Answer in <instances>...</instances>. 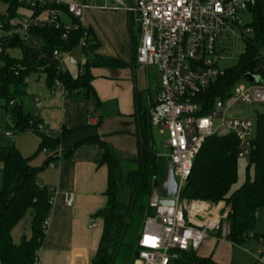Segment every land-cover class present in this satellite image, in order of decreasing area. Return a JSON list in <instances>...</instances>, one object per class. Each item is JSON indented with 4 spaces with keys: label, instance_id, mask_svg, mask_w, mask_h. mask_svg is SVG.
Returning <instances> with one entry per match:
<instances>
[{
    "label": "trees",
    "instance_id": "obj_1",
    "mask_svg": "<svg viewBox=\"0 0 264 264\" xmlns=\"http://www.w3.org/2000/svg\"><path fill=\"white\" fill-rule=\"evenodd\" d=\"M8 2V11L4 17H12L16 13L18 0H4ZM256 19L253 36L246 37L247 49L242 54L240 63L219 76L203 92L197 100L205 106L204 112L211 110L217 99H226L232 94L237 80L247 77L253 72L258 62L257 55L264 49V15L260 10L253 9ZM70 22L76 26L69 32L68 38H63L64 27L55 26L32 27L24 35L0 34V97L5 100V106L12 113L14 133L18 134L33 130L40 134L39 149L28 156L22 154L15 145L0 149L1 183H0V264H39V251L46 232L43 224L50 216L51 197L55 190L41 185L38 175L46 170L51 161L59 160L60 144L71 130L66 127L59 136L47 135L38 129L40 119L26 111L18 101L27 93V77L31 73L44 74L46 84L50 89L58 88L57 80L61 81L68 90L66 99L82 96L88 97L94 93L92 86L94 67H123L127 62L119 57L102 55L98 51L100 40L94 35L90 27L77 24L75 18ZM6 28H11L6 24ZM86 38L83 48L88 55V61L82 68L78 78L70 69L63 70L54 51L65 52L78 47L80 39ZM20 48L21 57L11 56L8 52L12 48ZM33 121V123H31ZM255 123L253 146L249 156L253 176L248 173L247 180L241 186L234 188L238 181V161L240 157L239 141L235 135H213L206 139L193 167L192 174L183 188L182 197L189 201H201L218 204L225 203L224 214L230 224L227 240L236 245H244L252 238L262 244L261 256H264V232H256L258 211L264 208V113H258ZM139 133L138 168L128 173L130 185V203L122 199V165L121 158L108 142L97 136H91L79 141L74 147L85 143H94L103 149L102 164H107L109 170L108 188L106 191L107 205L96 212V216L104 219V228L99 248L92 264H116L117 251L122 244V237L126 231L133 202L141 191L151 194L153 180L159 179L161 163L153 137V127L149 113L141 123ZM46 148V151H44ZM41 150L47 159L41 165L33 163L34 156ZM68 150L65 155H69ZM63 154V153H62ZM61 154V155H62ZM246 158V157H245ZM51 167V166H50ZM14 196L11 200L10 197ZM203 206V205H201ZM148 207L144 209L146 212ZM30 219L31 232L23 233L16 239L13 230L26 217ZM169 264H223L215 261L211 256H201L198 251L189 250L180 254Z\"/></svg>",
    "mask_w": 264,
    "mask_h": 264
},
{
    "label": "built area",
    "instance_id": "obj_2",
    "mask_svg": "<svg viewBox=\"0 0 264 264\" xmlns=\"http://www.w3.org/2000/svg\"><path fill=\"white\" fill-rule=\"evenodd\" d=\"M18 6L31 9V16L18 17L15 13L12 17H4L6 14L0 10V34L25 35L32 27L55 26L64 27L63 38L66 39L76 24L66 21L63 15L84 25L85 12L92 8L129 12L139 24L141 39L137 62L156 66L160 75L156 100L149 106L150 123L159 134L167 135L166 155L173 164L178 187L173 197L174 205L162 204V198L171 197L166 196L160 186L152 188L134 264L137 261L140 264H169L183 252L198 251L212 234L226 239L230 224L225 219V203L213 205L214 210L196 224L190 208L196 209L195 205H204V202L184 199L182 191L208 137L233 134L239 141L238 156L245 158L251 153L254 120L230 118L227 112L235 103H264V51L258 53V62L250 72L259 78V82L247 77L251 85H241L228 98L217 99L207 113L197 97L225 73L219 66V61L225 57L217 47V39L226 31L246 39L254 31L252 22L256 14L252 8L264 15V0H105L100 5H89L83 0H18ZM6 24L11 28H6ZM85 46L83 36L77 48ZM74 50H55L54 56L65 70L63 54H67L70 64L78 68L74 73V78H78L88 55L85 52L79 60L71 55ZM55 85L66 96L68 90L63 83L57 80ZM38 129L51 135L42 123L38 124ZM7 135L14 137L15 133L9 131ZM61 154L59 150L58 157ZM49 165L55 167V160ZM54 200L53 195L50 203ZM64 201L67 206L73 205L74 195L65 194ZM49 224L48 217L43 224L45 232ZM260 259L264 261V256Z\"/></svg>",
    "mask_w": 264,
    "mask_h": 264
},
{
    "label": "crops",
    "instance_id": "obj_3",
    "mask_svg": "<svg viewBox=\"0 0 264 264\" xmlns=\"http://www.w3.org/2000/svg\"><path fill=\"white\" fill-rule=\"evenodd\" d=\"M89 12H93V17ZM110 13H113V18ZM98 15L110 16L116 31L96 29L94 19ZM133 17L123 10L92 8L85 12L84 26L90 27L101 42L97 52L127 62L123 67L92 68L94 93L88 97L80 95L66 99L61 88L50 89L47 86L44 74L31 73L26 79L27 93L23 97L33 96L34 112L31 113L40 119L45 129L53 136H59L65 127L71 130L60 144L63 154L57 165L38 175L41 185L55 190L50 224L39 251V264H92L100 245L104 219L95 214L108 202V166L101 163L103 149L97 144L74 146L85 138L97 136L113 147L121 158V165L123 161L137 162L141 123L148 116L149 106L156 100L160 75L156 66L137 62L140 42L137 43L134 37L130 44L127 32L129 20ZM20 102L25 109L24 102ZM71 149V153L65 155ZM46 159L47 155L42 163L36 161L35 164L41 165ZM67 193L74 195L71 206L64 201ZM262 214L264 208L258 211L257 216ZM201 215L193 216L196 224L202 221ZM261 248L262 244L255 238L244 245H236L212 234L205 239L198 253L223 264H235L240 254L246 256L249 264H253L257 257L261 263L257 260L254 264H264L260 259Z\"/></svg>",
    "mask_w": 264,
    "mask_h": 264
},
{
    "label": "rangeland",
    "instance_id": "obj_4",
    "mask_svg": "<svg viewBox=\"0 0 264 264\" xmlns=\"http://www.w3.org/2000/svg\"><path fill=\"white\" fill-rule=\"evenodd\" d=\"M87 2L89 5H95L96 3L101 4L104 3V0H83ZM9 4L8 2L4 0H0V10L3 13H6L8 11ZM113 11V10H112ZM90 17H93V12H89ZM32 14V10L28 7H22L18 6L16 9V15L19 16H26L30 17ZM113 18V13H110ZM64 19L66 21H70L71 17L67 14L63 15ZM247 19V17H246ZM94 27L96 29H100V31H109L111 29L113 32L116 30L115 22L113 19H111L108 15H98L94 19ZM127 32L130 37V44H131V38L132 40L134 37H136V42L139 43L141 39V32L139 28V24L136 21V18L133 17L131 20H129V26L127 29ZM253 36V34H249L248 37ZM135 42V40H134ZM217 47L220 48L221 54H224V59L219 61V66L222 69H230L236 67L241 60L242 54L247 49V42L246 39H241L238 36H235L231 34L230 32H224L218 39H217ZM264 51V49H263ZM11 56L14 57H21L22 51L20 48H12L8 51ZM83 54H85L83 48H78L72 52L71 55L77 57L79 60L82 59ZM64 61L63 66L66 69H70L71 71L75 70V67L69 63V57L67 54H63ZM3 64V61L0 59V66ZM76 71V70H75ZM250 79L258 78L256 75L249 73ZM252 82L247 77H242L239 80H237L233 86L232 93L234 94L236 92V88H238L241 85L249 86ZM33 96L29 95L27 97L20 98V101L24 102L25 110L34 112V103L31 102ZM22 99V100H21ZM258 113H264V103L262 104H246V103H235L232 105L228 112L227 116L230 118H250L255 120ZM14 125V119L12 116V113L9 111V109L5 106V100L0 97V149L5 146L15 145L22 151L25 155H31L35 153L39 149L41 137L40 134L33 130H27L18 134H15L14 137H8L7 132H14L12 126ZM44 133V131H42ZM153 137L155 142V147L157 148L158 156H159V163H161V173L159 175V182L162 183L165 179L166 171L168 164L170 163L166 153L167 150L165 148V141L167 139V135H161L157 132L156 129L153 128ZM45 153L43 150L38 152L34 156L33 163L40 162L42 163ZM122 191L121 196L122 199L125 202L130 203V185L128 183V173L129 170L138 168V162L136 161H123L122 162ZM250 164V158H240L238 161V181L235 184L234 188L241 186L243 183L246 182L247 176L249 173L248 167ZM50 167V166H49ZM251 176L254 174L253 168H251L250 173ZM0 177H1V163H0ZM1 183V178H0ZM162 193V191H161ZM149 199L150 195L146 192L141 191L139 195L135 198V201L133 202L131 214L129 217V221L127 223L126 231L122 237V244L119 247L117 251V257H116V264H134V259L136 257V253L138 251V239L140 236V231L143 226L146 213L144 209L149 206ZM196 201V200H195ZM204 205L196 206V209H191L192 217L196 215H201V217H205L206 213L211 212L214 210L213 203H203ZM202 208V209H201ZM198 213V214H197ZM30 217L29 215L26 216L13 230V234L16 239L20 238V235L23 233H26L27 235L31 232L30 227ZM256 230L258 233L264 232V215L257 216V227ZM262 250V248H261ZM198 252H200L198 250ZM258 260L257 257L253 261V264ZM262 261V260H261ZM264 262V261H263ZM249 264L248 260L246 259L245 255L240 254L239 257H237V262L235 264ZM261 263V262H259ZM135 264H140L139 261H137Z\"/></svg>",
    "mask_w": 264,
    "mask_h": 264
},
{
    "label": "water",
    "instance_id": "obj_5",
    "mask_svg": "<svg viewBox=\"0 0 264 264\" xmlns=\"http://www.w3.org/2000/svg\"><path fill=\"white\" fill-rule=\"evenodd\" d=\"M249 73H247V77L248 78L250 77V75H248ZM250 80H252L254 82H259L260 81L259 78H257V79L253 78V79H250ZM153 186L154 187L160 186L161 189L163 191H165L166 196L171 197V198H162L161 199V203L162 204H164V205H174L175 201H174L173 197L176 195L178 184H177V179H176L175 174H174V167H173L172 163L168 164L164 181L162 183H160L159 179L157 177H155L154 180H153ZM13 197L14 196L12 195L10 197V200ZM128 221H129V219L126 220V222H128ZM136 256H138V253H136Z\"/></svg>",
    "mask_w": 264,
    "mask_h": 264
},
{
    "label": "bare ground",
    "instance_id": "obj_6",
    "mask_svg": "<svg viewBox=\"0 0 264 264\" xmlns=\"http://www.w3.org/2000/svg\"><path fill=\"white\" fill-rule=\"evenodd\" d=\"M195 207H196V205H195Z\"/></svg>",
    "mask_w": 264,
    "mask_h": 264
}]
</instances>
